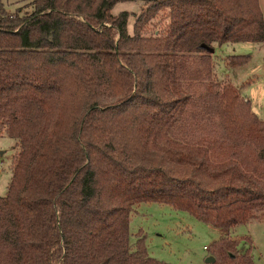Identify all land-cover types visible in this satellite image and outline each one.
<instances>
[{
    "label": "trees",
    "instance_id": "obj_1",
    "mask_svg": "<svg viewBox=\"0 0 264 264\" xmlns=\"http://www.w3.org/2000/svg\"><path fill=\"white\" fill-rule=\"evenodd\" d=\"M119 1L135 0H31L29 13L0 0V127L17 141L0 264H170L131 246L140 203L228 231L264 222V121L229 81L204 84L198 117L184 86L189 54L264 43L259 0H142L131 32ZM212 255L256 264L249 237L226 234Z\"/></svg>",
    "mask_w": 264,
    "mask_h": 264
},
{
    "label": "rangeland",
    "instance_id": "obj_2",
    "mask_svg": "<svg viewBox=\"0 0 264 264\" xmlns=\"http://www.w3.org/2000/svg\"><path fill=\"white\" fill-rule=\"evenodd\" d=\"M31 0H3L6 8L12 13L17 7H24L29 13ZM264 15V0H259ZM146 3L142 0L119 1L112 7V14L128 11L130 14L127 29L132 31L133 21L144 9ZM159 14L146 27L153 30L163 27L167 20ZM161 19V21H160ZM210 53L189 54L184 75V86L190 92L192 99L189 107L193 114L202 108L204 84L209 81H229L239 94L251 101L255 113L264 120V43L227 42L221 45L212 44ZM231 55L247 56V61L236 67L227 65ZM208 71V79L205 71ZM200 113V112H199ZM189 117H192L190 113ZM198 131L191 136L197 137ZM17 150V141L5 133L0 127V197L5 196L12 175V164ZM131 246L143 239L148 254L170 264H213L206 262L212 256L213 245L226 234L233 237H249L252 244V256L256 264H264V222L255 221L240 223L231 230L215 227L196 219L190 213L177 210L167 204L149 202L134 206L129 223ZM244 242L239 249L246 248ZM207 247V249H205Z\"/></svg>",
    "mask_w": 264,
    "mask_h": 264
},
{
    "label": "water",
    "instance_id": "obj_3",
    "mask_svg": "<svg viewBox=\"0 0 264 264\" xmlns=\"http://www.w3.org/2000/svg\"><path fill=\"white\" fill-rule=\"evenodd\" d=\"M212 49H210V51H211ZM214 260V258L212 257V256H208L207 258H206V262H212Z\"/></svg>",
    "mask_w": 264,
    "mask_h": 264
},
{
    "label": "crops",
    "instance_id": "obj_4",
    "mask_svg": "<svg viewBox=\"0 0 264 264\" xmlns=\"http://www.w3.org/2000/svg\"><path fill=\"white\" fill-rule=\"evenodd\" d=\"M7 9V8H6ZM7 11L9 12V10L7 9ZM246 100H248L247 98H245ZM250 103H251V101H250ZM251 109H252V111L255 113V111L253 110V107H252V105H251ZM256 114V113H255ZM257 115V114H256ZM258 116V115H257ZM259 117V116H258ZM264 121V120H263Z\"/></svg>",
    "mask_w": 264,
    "mask_h": 264
},
{
    "label": "built area",
    "instance_id": "obj_5",
    "mask_svg": "<svg viewBox=\"0 0 264 264\" xmlns=\"http://www.w3.org/2000/svg\"><path fill=\"white\" fill-rule=\"evenodd\" d=\"M205 249H207V247H205Z\"/></svg>",
    "mask_w": 264,
    "mask_h": 264
}]
</instances>
